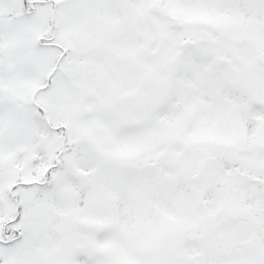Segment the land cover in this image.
<instances>
[{
    "label": "snow or ice",
    "instance_id": "snow-or-ice-1",
    "mask_svg": "<svg viewBox=\"0 0 264 264\" xmlns=\"http://www.w3.org/2000/svg\"><path fill=\"white\" fill-rule=\"evenodd\" d=\"M0 264H264V0H0Z\"/></svg>",
    "mask_w": 264,
    "mask_h": 264
}]
</instances>
